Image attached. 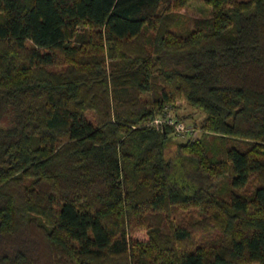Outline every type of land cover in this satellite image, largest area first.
Instances as JSON below:
<instances>
[{
  "label": "trees",
  "instance_id": "16d2710c",
  "mask_svg": "<svg viewBox=\"0 0 264 264\" xmlns=\"http://www.w3.org/2000/svg\"><path fill=\"white\" fill-rule=\"evenodd\" d=\"M192 1L0 0V264H264V0Z\"/></svg>",
  "mask_w": 264,
  "mask_h": 264
},
{
  "label": "rangeland",
  "instance_id": "374dc122",
  "mask_svg": "<svg viewBox=\"0 0 264 264\" xmlns=\"http://www.w3.org/2000/svg\"><path fill=\"white\" fill-rule=\"evenodd\" d=\"M237 2L245 0H235ZM177 13L182 15L188 22L196 18H206L209 16L210 8L205 7L202 0H193L186 8L178 9ZM88 28V26H81V28ZM189 27V26H188ZM176 32V30H173ZM170 115L180 119L186 126L188 133L175 130L171 133V142H185L189 139L193 140L202 137L203 132L200 129V125L205 118V112L195 106H191L183 97H178L175 100L166 103L163 108L161 116ZM199 217V214L194 208H179L175 211L173 219L177 223H183L184 225L193 224ZM245 264V263H243Z\"/></svg>",
  "mask_w": 264,
  "mask_h": 264
},
{
  "label": "built area",
  "instance_id": "2783aa9c",
  "mask_svg": "<svg viewBox=\"0 0 264 264\" xmlns=\"http://www.w3.org/2000/svg\"><path fill=\"white\" fill-rule=\"evenodd\" d=\"M153 124L158 128L160 127L163 128V126L166 125V126H170L174 128L175 130H179L181 132H185V133L191 132L187 130L184 123H182L180 120H178L175 117H171L170 115H165L164 117L161 116V118L159 116L155 117Z\"/></svg>",
  "mask_w": 264,
  "mask_h": 264
}]
</instances>
